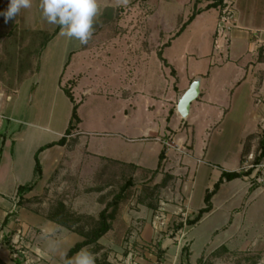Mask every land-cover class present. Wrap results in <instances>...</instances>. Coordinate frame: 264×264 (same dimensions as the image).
<instances>
[{"label":"rangeland","instance_id":"374dc122","mask_svg":"<svg viewBox=\"0 0 264 264\" xmlns=\"http://www.w3.org/2000/svg\"><path fill=\"white\" fill-rule=\"evenodd\" d=\"M247 1L240 0L239 5ZM8 3L9 0H0V11H4ZM208 3V0H97L98 12L86 45L62 36L61 29L51 38L56 25L49 24L42 15L41 0H31L29 8L21 9L17 17L7 23L0 16V73L6 71V75H2L4 83L14 86L23 78V71L34 73L38 70L33 76L24 78L13 93L10 106L13 105L14 116L20 121L11 120L9 127L24 128L32 123L58 132L57 137L62 136L72 109L64 85L71 79L65 86L73 88L78 82L73 88V98L81 120L78 127L87 135V149L105 154L107 146L116 145L124 159L135 162L137 151L141 149L143 165L154 168L157 157L144 152L143 142L136 139L137 126L141 130L155 124L162 127L163 118H167V124L183 89L187 83L191 84L189 77L201 79L210 71L209 62L217 54L213 42L219 28L218 9L196 14L180 35H176L188 18L204 10ZM227 13L228 9L224 14ZM240 45L245 49L248 43L242 41ZM229 48L230 55L234 56L233 42ZM163 58L170 67L163 66ZM232 64L235 62L230 58L223 71L231 74ZM121 65L123 69L119 68ZM132 75L137 80L131 84ZM212 80L208 84L209 93L219 100L224 96L221 84L228 78L216 80L213 76ZM136 87L140 89L139 95L132 94ZM152 88H155L157 102H151L150 113L144 109L148 100L143 98ZM125 90H129V95L120 97ZM237 92V97L233 96L231 101L232 115L212 125L209 139L204 130L206 116L196 113L197 101H193L189 120L195 124L194 147L196 153L205 154L202 162L207 164L200 167L198 163L191 186L194 211L203 202L208 172L217 169L215 165H222L221 161L236 157L238 123L244 119L248 93L246 85ZM211 115L210 120L214 119V114ZM176 125L175 119L173 126ZM178 127L173 131L166 125V131L163 128L158 135L161 137L165 133L168 141L177 139L179 142L171 143L175 152L174 168L183 166L181 156L186 153L185 148H192L188 145L189 136L185 140V123L182 121ZM75 134L73 130L67 138L71 151L82 143ZM260 135L263 136L259 134L253 148H249L250 145L245 148L237 171L243 172L249 153L253 160L258 156ZM51 138L55 136H45L43 141ZM83 158V152L79 151L68 165H60L38 188L30 203L25 205L29 210L27 221L30 217L37 221L45 219L49 225L42 227L40 222H26L24 235L14 242L12 236L20 228L16 222L0 240L3 254L0 264H64L67 245L83 237H92L101 225L99 214L104 209L109 216V230L75 254L87 253L93 264H264V191L256 186L250 188L244 177L242 180L253 192L235 195L225 205H217V199L214 200L215 209L197 224L190 225L189 220L197 213H187L181 199L176 202L170 196V192H176L178 184L183 183L186 174L172 173L174 168L166 171L161 167L147 172L127 164L101 165L96 159L85 163ZM128 180L130 183L121 192V199L112 204ZM238 207L232 225L221 230L227 224L228 211ZM53 212L58 213L63 226L46 219ZM216 230L217 234L213 235ZM232 236L235 237L229 244L222 245L226 249H219ZM51 238L55 239L54 244ZM203 249L213 251L209 254Z\"/></svg>","mask_w":264,"mask_h":264},{"label":"crops","instance_id":"0c3cea01","mask_svg":"<svg viewBox=\"0 0 264 264\" xmlns=\"http://www.w3.org/2000/svg\"><path fill=\"white\" fill-rule=\"evenodd\" d=\"M239 1L240 0H224V7L217 8V23L219 28L214 34L215 39L213 42L214 50L217 51V54L209 62V66L211 67L210 71L205 73V75H202L203 77L199 79V96L196 99V113L206 116L204 130L206 133L205 137L209 139V129L212 128V125H214L217 120L219 121L217 124H220L227 117H229L230 114L232 115L233 111L231 109V101L233 96L237 97V91H240L243 85H246L248 93L245 96L246 107L243 111L244 119L238 123L240 134L236 141L235 159H232L231 161L223 160L221 161L222 165H215L217 169L214 170L211 168L214 170H211L214 173L211 171L208 172L207 183H205L203 186V202L199 205V207H196L197 212L205 207L204 195L207 191L209 192L212 190L213 185L220 179L221 173L223 171H237L238 167L241 166L245 148H248L249 145L251 146L249 148H253L255 146L254 142L259 138V134L263 135H260V137H264V0H248L247 3L242 4L241 6L239 5ZM226 9L229 10V13H227L228 15L224 14ZM203 11H201V13ZM242 41H246L248 43L247 47H245V49L247 48L246 50L240 45ZM232 42L233 46H235V48H233V52L235 54L234 56L230 55L229 51V47ZM230 58L233 62H235V64H232V73L227 74L223 71V67L228 63ZM163 59L165 61V63L162 61L163 66L170 67L171 64L168 63L165 58ZM223 62H225V64H222ZM122 67L123 66L121 65L119 68L123 69ZM36 71L38 70L36 69ZM36 71L34 73L26 70L23 71V78L15 82L14 86L4 83L3 79L5 78H2V75L5 76L6 71L0 73V240L4 235L11 231V229H13V227L16 225V222H19L17 226H20V228L18 227L16 229V233H14L12 236L14 242H17L19 236L24 235L26 222L30 223L31 220L34 221V224L40 222L42 227L49 225L46 224L47 221L45 222V219L37 221L33 217H30L31 220L27 221L29 219V210H27L28 208L24 205L18 203L20 198L17 195V188L18 186L33 183V189L23 195V199H30L36 195L38 188L42 187L44 182L50 179L51 176L57 172V169L60 165H68V161L75 158L79 151L83 152V161L85 163H91L93 159H96L101 165L104 163L127 164L135 166L138 170L147 172L157 169L159 154L161 151H164V159L162 160L159 169L163 167L166 171H168V169L172 170L175 167L172 160L173 156L175 155V152L172 149V144H178L179 142L177 139H173L171 142L168 141L165 138V133H163V135L161 134V137L158 135L163 132V130L166 128V125L170 127L171 130L176 131L179 129L178 126L180 123H182V121L186 125V128L184 129V133H186L185 140H187V137L189 136L188 145H191L192 148H185L186 153L181 156V164L183 166H179L178 168H174L172 170V173L179 174L181 172L182 175L186 174V176L183 183L180 185L178 184L176 192H170V196L175 199L176 202L181 199L183 207L186 209L187 213H190L191 215L193 213H197L191 207V186L194 182L195 172L198 169V163H201L200 167L201 165H204L202 161L205 154L196 153L194 147L193 134L195 124L189 120L192 104L194 102L190 104L189 113L186 118H182L177 113L176 102L175 113L171 115V118L167 124H165L167 118H163L164 124L162 127L159 124H155L153 127H149V125L148 127L142 128L141 130L140 126H137L139 132L136 136V139L140 142H143L144 152L153 154L157 157L155 167L149 169L143 165L144 159L141 155L143 150L141 151V149L137 151L138 153L135 156L137 160L136 162L124 159L125 156L122 155L120 149H118V146L116 145H112L110 148L107 146L105 149V154H97L89 151L87 149V135L82 133L78 126L75 130V135L79 136V141L82 139V143L77 145L73 151H71L70 147H68V143L64 146L52 145L51 147H46L48 144L56 142L61 137H57L59 136V133L48 129L47 127L39 125L36 126L34 124L31 125L32 123H29V125L23 126L24 128H21L22 126H19L18 128H14L13 126L10 128L9 122L11 120L17 123L20 121V119H16L14 116L15 114L12 107L13 105L10 106L12 101L11 97L13 93H16V90L21 84L22 80L28 76H33L36 74ZM113 73L115 75L118 74V72L115 71ZM213 76L216 80L218 78H228L227 81L221 84L222 87L220 90L224 92V96H220L219 100L218 98H213L209 93L210 89L208 84L213 81ZM189 78L192 81L195 79L192 75ZM70 80L71 79H68L66 84H68ZM129 80L132 84L134 81L136 82L137 78H134L132 75ZM77 83L78 82H76V84ZM76 84H74L73 88L76 86ZM189 84L187 83V87L183 89V93L185 90H187ZM73 88H71L72 95ZM87 92L84 91V93ZM148 92L149 93L146 95V98H143L144 100H148V104L146 103L148 106L144 109L147 110V112L152 113V111L149 110L151 107V102H157L155 88H152ZM128 93L129 90H125V92L120 93V97H124V95H127ZM132 94L139 95L140 89L136 87ZM134 109L135 107L132 106V110ZM160 110L161 109H158V111ZM169 113L170 110L168 111V116ZM211 114H214V119L210 120L209 117L212 116ZM175 119L177 121L176 127L173 126ZM217 124H215V128ZM45 136H55V138L48 139L49 141L45 142L43 141ZM126 140L130 141L134 139L127 138ZM179 145L182 146V144ZM204 146L205 145L203 143V150L205 151L206 147ZM36 158L38 159L42 170L40 177H38L35 173ZM205 165L207 166V164ZM227 186L228 190L226 189ZM251 192L253 191L249 189L246 182H244V179L242 180V178L233 179L231 181L223 180L218 190L212 195L210 199L211 210L204 214L203 218L215 209L214 200L217 199V205H225L235 195L240 193L248 195ZM175 208L182 210V207L179 206H175ZM239 208L240 207L233 208L228 211L229 217L227 224L222 226L221 230H226L232 225L234 220L233 214L238 212ZM9 214H13L14 217H11ZM7 215V221L4 223V219ZM54 226L57 227L55 224ZM217 232V230L214 231L213 235H216ZM56 235L58 236V233H56L55 236ZM234 237L235 236H232L231 238L225 240V242L220 246L229 244V241ZM51 240L54 244L55 239L51 238ZM76 242L78 241L74 240V244ZM73 245H67V249ZM1 246L2 245L0 244V256L3 255L1 254ZM203 251L210 254L213 250L207 252L205 249H203ZM34 253H37V251L34 250ZM76 256L77 255H74L72 257L71 262L74 261V257Z\"/></svg>","mask_w":264,"mask_h":264},{"label":"trees","instance_id":"16d2710c","mask_svg":"<svg viewBox=\"0 0 264 264\" xmlns=\"http://www.w3.org/2000/svg\"><path fill=\"white\" fill-rule=\"evenodd\" d=\"M208 1L210 3H208L206 5L204 10H208V9H211V8L217 9L219 7H223L224 6V3H223L224 0H208ZM201 11H203V10H198L195 14L191 15L188 18L187 22L181 27V29L179 30V32H177L176 35L177 36L180 35V33L182 32L184 27L186 25H188L195 18L196 14L201 13ZM60 29H61L60 26L56 25V27H55L54 31L52 32V34L50 35V37L52 38L53 36H55ZM47 39H46V41H47ZM67 63L68 62L65 63V66L67 65ZM164 63H165V61H164ZM64 93L68 97L70 102L72 103L71 115H70V118H69V121H68V125H67V127L65 129V132H64L63 136H61L56 142L48 144L46 147H51L52 145H59V146L66 145L69 142L67 138L71 135L73 130L77 129V126L81 123V120H80V118L78 117V114H77L78 104L75 103V101H74L73 95L71 93L70 86H68V87L64 86ZM258 147L260 149V152H259L258 156H256L254 158V163H258L262 159V157L264 156V137H261V139L259 140ZM0 151H1V146H0ZM158 159H159L158 160V167H157L156 170L159 169V167L161 165V162L164 159V151L160 152ZM156 170H153V171H156ZM35 173H36V175L38 177H40L41 174H42L41 166H40L39 161H38L37 158H36V161H35ZM247 174L248 173L239 172V171H233V172H224L223 171L221 173L220 179L213 185L212 190L209 191V192L207 191L205 193V195H204L205 207L200 209L197 212L196 216L193 219L189 220L188 223L190 225L196 224L203 217L204 214L208 213L211 210L210 199H211L212 195L218 190V188H219L220 184L223 182V180L231 181L233 179L244 177ZM129 183H130L129 180L126 181L125 185L121 188L120 192L115 196L114 201L112 202V204L117 203V201H119L121 199V192L126 189V187L129 185ZM33 187H34L33 183L22 185V186H18L17 195L20 198L19 201H18L19 204L25 206V205L30 203L31 198L28 199V200L27 199H23V195H25L26 193L30 192L33 189ZM250 188H252V187H250ZM58 205L61 206V207L63 206V204H61V203H59ZM54 212H57V210H55ZM54 212L46 219L49 220V221L54 222L55 224L63 226L64 223H62L60 218L57 216L58 213L56 214ZM99 216H100V219H101L100 227L96 230V232L94 233V235L92 237H90V238L83 237V239L81 241L76 242L72 247H70L68 249V251L66 252V254L64 256V260H63L64 264H70L72 257L75 254L79 253L83 247H85L86 245L89 244L90 241L91 242L92 241H96L100 237H102L104 234L107 233V231L110 228L109 224L107 223V218L109 217L107 215V210L106 209L102 210L100 212ZM7 218H8V215L5 217L4 223H6ZM219 249H224L225 250L226 248L224 246H220ZM10 251H12V250H10ZM17 264H21V263L18 262Z\"/></svg>","mask_w":264,"mask_h":264},{"label":"clouds","instance_id":"9594fccd","mask_svg":"<svg viewBox=\"0 0 264 264\" xmlns=\"http://www.w3.org/2000/svg\"><path fill=\"white\" fill-rule=\"evenodd\" d=\"M31 6V0H9L0 16L5 23L13 20L21 9ZM42 15L49 24L59 25L60 34L69 39H76L81 45H86L92 35L94 18L97 16V0H41ZM74 264H93V259L87 253L79 254Z\"/></svg>","mask_w":264,"mask_h":264},{"label":"built area","instance_id":"2783aa9c","mask_svg":"<svg viewBox=\"0 0 264 264\" xmlns=\"http://www.w3.org/2000/svg\"><path fill=\"white\" fill-rule=\"evenodd\" d=\"M250 161H254L252 154L248 155L242 167V171L248 173L244 178L248 180L249 187L256 186L257 189L264 191V156L258 163Z\"/></svg>","mask_w":264,"mask_h":264},{"label":"water","instance_id":"95a60500","mask_svg":"<svg viewBox=\"0 0 264 264\" xmlns=\"http://www.w3.org/2000/svg\"><path fill=\"white\" fill-rule=\"evenodd\" d=\"M199 96V79H194L187 90L179 97L176 105L177 113L186 118L189 113L190 104Z\"/></svg>","mask_w":264,"mask_h":264}]
</instances>
